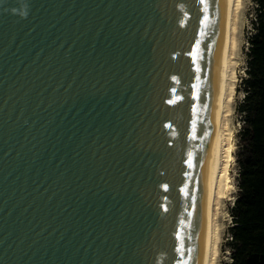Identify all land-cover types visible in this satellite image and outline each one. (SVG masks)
Listing matches in <instances>:
<instances>
[{"label":"water","instance_id":"1","mask_svg":"<svg viewBox=\"0 0 264 264\" xmlns=\"http://www.w3.org/2000/svg\"><path fill=\"white\" fill-rule=\"evenodd\" d=\"M224 20L0 0V264H202Z\"/></svg>","mask_w":264,"mask_h":264},{"label":"trees","instance_id":"2","mask_svg":"<svg viewBox=\"0 0 264 264\" xmlns=\"http://www.w3.org/2000/svg\"><path fill=\"white\" fill-rule=\"evenodd\" d=\"M255 2L245 98L239 106L244 128L237 155L239 192L231 209V264H264V0Z\"/></svg>","mask_w":264,"mask_h":264},{"label":"bare ground","instance_id":"3","mask_svg":"<svg viewBox=\"0 0 264 264\" xmlns=\"http://www.w3.org/2000/svg\"><path fill=\"white\" fill-rule=\"evenodd\" d=\"M242 0H225L223 49L220 61V99L211 144V183L203 223L205 248L202 264H215L220 241L215 206L229 183L228 166L231 155V129L226 112L234 94L236 65V21ZM238 16V17H237ZM234 146V145H233Z\"/></svg>","mask_w":264,"mask_h":264},{"label":"rangeland","instance_id":"4","mask_svg":"<svg viewBox=\"0 0 264 264\" xmlns=\"http://www.w3.org/2000/svg\"><path fill=\"white\" fill-rule=\"evenodd\" d=\"M238 18L236 21V65H235V82L234 94L232 96L228 111L226 112L229 119V127L231 129V155L232 159L228 166L229 183L224 189L222 197L218 200L215 206V218L219 226L220 241L217 251V259L215 264H231L232 249H231V233L230 229L233 226L231 209L237 198L239 188V165L237 155L241 142V131L244 128V115L239 111V106L245 98L243 80L247 78V68L249 60V39L254 34V22L256 17V2L255 0H242L239 6ZM234 145V146H233Z\"/></svg>","mask_w":264,"mask_h":264},{"label":"clouds","instance_id":"5","mask_svg":"<svg viewBox=\"0 0 264 264\" xmlns=\"http://www.w3.org/2000/svg\"><path fill=\"white\" fill-rule=\"evenodd\" d=\"M13 12H15V10H13ZM25 17H26V14H25Z\"/></svg>","mask_w":264,"mask_h":264}]
</instances>
